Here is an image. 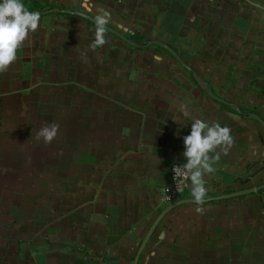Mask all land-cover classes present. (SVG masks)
<instances>
[{
	"label": "crops",
	"instance_id": "0c3cea01",
	"mask_svg": "<svg viewBox=\"0 0 264 264\" xmlns=\"http://www.w3.org/2000/svg\"><path fill=\"white\" fill-rule=\"evenodd\" d=\"M23 3L41 19L0 74V264H264V0ZM64 11L106 12L129 43L91 50ZM194 119L235 143L203 205L190 183L163 205Z\"/></svg>",
	"mask_w": 264,
	"mask_h": 264
},
{
	"label": "clouds",
	"instance_id": "9594fccd",
	"mask_svg": "<svg viewBox=\"0 0 264 264\" xmlns=\"http://www.w3.org/2000/svg\"><path fill=\"white\" fill-rule=\"evenodd\" d=\"M40 19V13L29 11L23 0H0V74L6 73L16 62L17 50L24 47L29 37L39 29ZM110 21L111 17L106 12L96 15L95 38L89 45L91 50L108 43L106 26ZM180 107L183 115L189 118L190 113L185 106ZM59 127L56 123L42 126L37 133V139H42L45 144L52 143L58 135ZM183 141L186 163L173 167L174 179L183 177L190 180L193 202L203 205L208 192L205 176L215 172L213 165L220 159V154L227 155L235 141L230 128L201 119L193 120L190 134ZM177 190H180L179 184ZM194 211L199 213L203 209L196 207Z\"/></svg>",
	"mask_w": 264,
	"mask_h": 264
},
{
	"label": "built area",
	"instance_id": "2783aa9c",
	"mask_svg": "<svg viewBox=\"0 0 264 264\" xmlns=\"http://www.w3.org/2000/svg\"><path fill=\"white\" fill-rule=\"evenodd\" d=\"M183 163H186V160L183 162L175 163L170 168V183L167 186H164L160 189V201L163 205H171L180 199L188 189L190 180H187L183 177H177L174 179L175 173L173 172L174 166H180ZM179 184L180 190H177V185Z\"/></svg>",
	"mask_w": 264,
	"mask_h": 264
},
{
	"label": "water",
	"instance_id": "95a60500",
	"mask_svg": "<svg viewBox=\"0 0 264 264\" xmlns=\"http://www.w3.org/2000/svg\"><path fill=\"white\" fill-rule=\"evenodd\" d=\"M64 12H65V13H68V14H72V15H74V16H76V17L82 18V19H84V20H86V21H88V22H90V23H92V24L95 25V19H93V18H91V17H89V16H87V15H85V14H83V13H79V12H70V11H64ZM106 28H107V32H109V33H111L112 35L116 36L117 38H119V39H121V40H123V41L129 43V41H128L123 35L119 34L118 32L114 31L113 29H111V28L108 27V26H106ZM157 45H158L159 47L163 48L164 50H166V51H167L168 53H170V54H171V55H172L177 61L180 62L179 57H178V56L176 55V53L173 52L171 49H169L168 47H166L165 45L160 44V43L157 44ZM257 120H258V123L261 125V127H262L263 130H264V122H262V121L259 120V119H257ZM261 189H264V186H262ZM242 194H243V193H235V194L231 195V197H237V196H240V195H242ZM179 205H181V203L174 204V205L170 206L169 209H173V208H175V207H177V206H179ZM148 236H149V234H148ZM145 243H146V241H144V242L142 243L141 247H143V246L145 245Z\"/></svg>",
	"mask_w": 264,
	"mask_h": 264
}]
</instances>
